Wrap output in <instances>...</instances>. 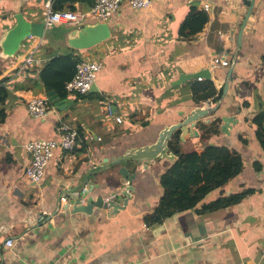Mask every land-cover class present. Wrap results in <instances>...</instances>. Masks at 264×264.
<instances>
[{"label":"crops","instance_id":"obj_1","mask_svg":"<svg viewBox=\"0 0 264 264\" xmlns=\"http://www.w3.org/2000/svg\"><path fill=\"white\" fill-rule=\"evenodd\" d=\"M45 1L0 0V37L18 15L30 24L43 23ZM90 8L78 2L63 5L72 12ZM191 10L206 14L208 21L200 33L184 39L179 29ZM247 13L242 0H153L147 9L123 2L107 23L110 38L93 48H69L67 34L73 28L53 25L44 27L40 38L27 37L12 58H0V83L8 92L0 104V264H264V151L254 121L264 113V0H252L245 21ZM68 53L78 62L101 64L94 90L66 91L63 98L57 95L60 108L51 104L43 119L29 116L26 102L47 97L39 72L50 58ZM30 54L40 65L17 75L18 64ZM215 58L228 65L214 64ZM202 70L209 71L221 98L218 110L197 122L196 129L201 135V124L219 119L218 133L186 139L182 151L233 149L242 168L196 207L153 222L164 195L160 179L174 157L153 160L145 168L127 166L135 179L125 205L122 193L129 184L110 164L155 144L165 127L195 108L215 105L192 102L187 83L172 85L180 74ZM224 116L236 120L227 134L219 130ZM60 122L76 130L77 145L71 153L57 151L42 180L33 184L24 176L30 159L24 146L33 140L58 141ZM77 194L83 204L103 197L124 206L115 212L73 213L70 201ZM228 197L230 204L203 210ZM7 240L11 247L5 246Z\"/></svg>","mask_w":264,"mask_h":264},{"label":"trees","instance_id":"obj_2","mask_svg":"<svg viewBox=\"0 0 264 264\" xmlns=\"http://www.w3.org/2000/svg\"><path fill=\"white\" fill-rule=\"evenodd\" d=\"M95 0H55L53 10L62 11L63 5L69 3H81L91 5ZM206 14L191 10L184 19L179 29L181 38L188 39L200 33L207 23ZM72 52H74L72 50ZM73 54V53H72ZM72 54L56 55L50 58L39 72V79L46 92L54 91L59 97L67 95L65 85L75 74V66L78 59ZM193 91L189 98L195 104L203 102L216 104L221 98V92H216L210 80L190 81ZM8 96L5 87L0 83V104ZM4 114L0 110V122ZM257 128L256 139L264 151V113L254 119ZM220 121L216 119L208 125L201 124L200 139L208 135L217 134ZM169 152L173 155L170 168L161 176L160 182L164 188L158 208L152 215L153 222L178 212L192 209L214 189L224 186L229 180L237 176L242 168V160L238 152L228 148L205 146L201 153L197 151H182V143L179 140V132L173 133L168 141ZM232 198L219 199L215 203L203 207V210L212 209L221 204H230Z\"/></svg>","mask_w":264,"mask_h":264},{"label":"water","instance_id":"obj_3","mask_svg":"<svg viewBox=\"0 0 264 264\" xmlns=\"http://www.w3.org/2000/svg\"><path fill=\"white\" fill-rule=\"evenodd\" d=\"M242 2L248 7V13L245 16V21L251 12L252 0H242ZM245 22L241 25V29L237 36V44L240 45L242 29ZM44 32V24H30L23 16L18 15L15 17V24L12 28L4 31L0 37V58L7 59L12 58L15 53L21 47V43L29 36H34L40 38ZM111 32L109 27L105 23L92 22L83 25L79 29H73L69 34H67V46L76 51L88 50L97 46L98 44L109 39ZM231 74V69L229 74ZM229 77V76H228ZM195 79H210V74L208 70H202L194 74H180L176 81L172 83L173 86H179L183 83ZM226 86L224 87V92L226 91ZM94 84L90 90H94ZM89 90V91H90ZM48 100L52 105L60 108L63 101L59 99L54 91L47 92ZM219 108V103L214 106H204L201 108H195L192 110L183 120L179 123L174 124L169 127H165L159 134L155 144L140 149H134L127 152L124 156L117 158L112 161L111 166H118L119 176L125 180L128 184L135 179V174H131L127 166H134L137 163L141 164L143 168L147 167L151 161L161 158L170 157L173 155L169 152L168 141L172 138L174 132H179V140L185 142L186 139L198 138L200 133L196 129V123L200 120H204L208 115L215 113ZM221 126L220 131L223 134H227L230 125L235 123V119L231 116L220 117ZM208 122V120H206ZM133 191L131 185L125 187V191L122 193L124 196V205L130 198V193ZM87 194V191L84 192ZM81 194L72 196L70 205L72 207L73 213L82 212L85 214H91L94 208L98 209H110L115 212L122 208V206L114 203L112 200H104L103 197H97L95 200L88 201L83 204L81 200ZM127 200H126V199ZM66 209V208H65Z\"/></svg>","mask_w":264,"mask_h":264},{"label":"built area","instance_id":"obj_4","mask_svg":"<svg viewBox=\"0 0 264 264\" xmlns=\"http://www.w3.org/2000/svg\"><path fill=\"white\" fill-rule=\"evenodd\" d=\"M153 0H95L87 13L72 12L68 10L54 11L52 0H47L42 6V17L45 29L60 25L73 29H79L87 24L88 19L93 22L107 24L111 17L117 13L123 2L132 9H147ZM204 11H209V6H203ZM214 64L227 66L228 62L221 58H215ZM38 66L40 62L34 54L25 57L17 67V75L28 66ZM101 64L96 62L80 61L75 66L73 78L66 83L65 89L69 93L86 94L95 83ZM51 109V102L47 97H32L26 102V111L33 118H45ZM121 123L120 118H116ZM57 131L60 139L54 140H33L25 144L24 150L29 154L28 165L24 168V176L33 184L39 183L45 173V168L54 157L57 151L71 153L78 141V134L69 124L60 122ZM111 199V198H110ZM12 240L5 242L6 247H11Z\"/></svg>","mask_w":264,"mask_h":264}]
</instances>
